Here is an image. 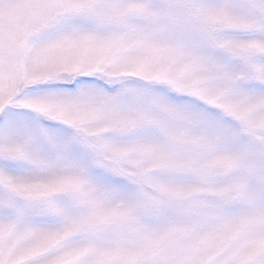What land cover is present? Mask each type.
<instances>
[{
	"label": "snow or ice",
	"instance_id": "1",
	"mask_svg": "<svg viewBox=\"0 0 264 264\" xmlns=\"http://www.w3.org/2000/svg\"><path fill=\"white\" fill-rule=\"evenodd\" d=\"M0 264H264V0H0Z\"/></svg>",
	"mask_w": 264,
	"mask_h": 264
}]
</instances>
